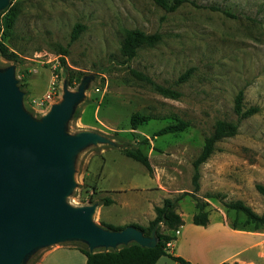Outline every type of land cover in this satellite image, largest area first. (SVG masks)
Masks as SVG:
<instances>
[{
  "label": "rangeland",
  "instance_id": "1",
  "mask_svg": "<svg viewBox=\"0 0 264 264\" xmlns=\"http://www.w3.org/2000/svg\"><path fill=\"white\" fill-rule=\"evenodd\" d=\"M10 1L9 6H17L19 14L11 28L9 13L0 16V40L20 60L13 62L0 55V69L16 67L25 108L40 119L47 112L35 107L32 100L45 95L53 82L63 93L67 79L58 51L65 47L69 51L67 67L93 77L68 123V132L94 131L116 144L91 146L77 155V187L68 203L89 205L95 190L96 201L112 200V204L103 205L104 223L123 227L134 223L147 226L153 207L162 206L167 198L177 200L176 212L185 224L178 243L172 244L177 251L192 255L199 256L202 246L224 254L255 241L230 232L226 223L264 239V224L247 223L243 212L227 206L242 202L257 215H264V196L256 188L264 186V0H195L203 7L230 10L236 19L189 4L167 12L151 0ZM77 24L85 29L71 42ZM134 29L160 33L162 39L154 48L140 49L128 61L120 47L124 32ZM132 69L178 91L180 98L155 92L150 84L135 78ZM187 72L191 73L189 79L179 83ZM78 86L76 82L69 89L76 91ZM240 92L245 110L258 109L244 119L235 111ZM61 100L62 95L56 103ZM135 113L147 118L133 131L131 117ZM180 120L189 122V128L155 136L164 126ZM218 120L239 123V131L216 145L200 168V188L195 190L193 163ZM145 138L149 145L141 144ZM138 147L150 160L151 174L123 152ZM197 203L206 206L212 220L208 235L193 223ZM100 213L98 207L94 221L99 225L103 223ZM161 229L169 232L163 225ZM62 245L85 246L78 242ZM51 248L38 251L25 264H36ZM63 249L62 262L86 264L78 250Z\"/></svg>",
  "mask_w": 264,
  "mask_h": 264
},
{
  "label": "water",
  "instance_id": "2",
  "mask_svg": "<svg viewBox=\"0 0 264 264\" xmlns=\"http://www.w3.org/2000/svg\"><path fill=\"white\" fill-rule=\"evenodd\" d=\"M10 3L0 0V13ZM92 79L85 76L76 91L67 80L62 100L37 119L24 106L16 67L0 69V264H25L38 251L68 242L91 252L157 245L155 229L151 237L133 226L112 231L94 221L98 203L67 201L77 187V155L99 144L116 146L98 132L67 130Z\"/></svg>",
  "mask_w": 264,
  "mask_h": 264
},
{
  "label": "trees",
  "instance_id": "3",
  "mask_svg": "<svg viewBox=\"0 0 264 264\" xmlns=\"http://www.w3.org/2000/svg\"><path fill=\"white\" fill-rule=\"evenodd\" d=\"M154 4L161 7L167 12H174L181 8L182 6L189 4L196 8H208L212 11H218L223 13L226 17L236 19L237 15L232 13L230 10L222 9L217 6L203 7L197 4L195 0H151ZM9 13L8 18V27L11 28L19 14V10L17 6H8L5 10L0 13V16L4 13ZM85 29L84 25L77 24L75 25L72 35L71 42L77 40L80 34ZM162 39V35L160 33L147 34L139 29L134 30H126L124 32V38L121 43L120 53L121 55L128 61H131L135 58L142 48H154L156 47ZM58 54L61 55V64L65 68V77L68 80V86H72L74 83L80 84L82 79L84 78V74L81 71H74L69 69L66 64L67 55L69 51L65 47H60ZM0 55L4 58L18 62L19 56L10 51L9 47L0 40ZM132 75L148 84H150L155 92L161 94L162 96L178 99L181 96V93L178 91L164 87L162 85L157 84L147 75L136 71L134 69L131 70ZM190 72L184 74L179 83L185 82L190 77ZM19 81V80H18ZM20 89L23 91V86L19 81ZM24 92V91H23ZM235 111L240 116L241 119L248 118L254 115L258 109L256 107H252L250 109H244L243 106V92H240L235 100ZM76 115V112L74 116ZM147 117L142 116L140 113H135L131 117V129L133 131L137 130L141 123ZM190 126L189 122L180 120L177 123H172L164 126L160 129L155 136H163L167 134L180 133L188 129ZM239 131V123H232L226 120H218L215 124L214 131L211 135L205 138V144L201 151L199 157L194 161V176H193V184L195 190H199L200 188V179H201V166L206 163L212 154L215 152L216 145L226 139L234 137L238 134ZM136 134V133H133ZM142 145H149L148 139H143L141 141ZM124 154L140 163L144 167L147 168L148 172L151 174L153 172V167L151 166L150 160L145 153V151L140 147L135 149H123ZM258 192L264 196V186L257 185L256 186ZM96 194L94 190L91 197L88 200L89 204L98 203L99 205H110L112 204V200L109 198H104L100 201H96L93 195ZM228 208L234 209L237 212H243L247 217V223H254L256 227L260 224H264V215H257L250 207L246 206L242 202H236L233 204L227 205ZM198 212L193 216V223L197 226H206L209 223V214L205 211L206 206L202 203H197ZM177 209V200H173L167 198L163 201L162 206L155 207V218L150 221L147 226H142L139 224H131L125 225L123 227H117L107 223H101L100 225L106 229L112 231H121L128 226H133L140 231L143 232L145 236L151 237L152 233L155 229V235L157 238V245L154 248H144L137 243H131L128 246H123L118 250H99L95 252H91L88 247L85 245L84 247L78 246L77 249L86 257V264H157L158 261L162 257H169L172 260L179 262L181 264H190V262L185 259L177 256H173L169 253V244H172L173 241L176 240V236L172 234V232L178 231L181 226L184 225V221L182 217L176 212ZM161 225H163L167 231L163 232L161 229ZM229 264V263H223ZM236 264V263H235Z\"/></svg>",
  "mask_w": 264,
  "mask_h": 264
},
{
  "label": "crops",
  "instance_id": "4",
  "mask_svg": "<svg viewBox=\"0 0 264 264\" xmlns=\"http://www.w3.org/2000/svg\"><path fill=\"white\" fill-rule=\"evenodd\" d=\"M100 209V218L103 220V205L99 206ZM154 207L152 208V213L150 217L148 218V223L150 221L154 220L156 214L154 213ZM183 221L184 218L182 217ZM193 219V218H192ZM110 224V223H108ZM136 224V223H134ZM185 224V222H184ZM112 225V224H111ZM142 225L143 224H140ZM212 226V220L209 219V223L206 226H199L201 228V231L203 234L208 235L211 232V227ZM225 228L229 230L230 232L234 234H239V235H244V236H250L254 238V242L244 246L241 249L238 250H231L228 251L224 254L219 253L218 251H214L211 248L202 246L201 249H199L200 254L198 255H192L187 252H182V251H177L175 248V244L170 245V250L169 253L172 254L173 256L181 257L185 259L186 261L190 262V264H223V263H229V264H264V239H262V236L259 234H248L242 231L235 230V228H231L227 223L224 224ZM179 228V234H176L175 232H172L176 236L177 243L179 241V237L183 235V231L181 228ZM202 245V244H200ZM63 248H68V249H77V247H69V246H63V245H58L56 247H53L46 252H44L38 262L36 264H66L60 260V257L62 254H65L63 251ZM67 250V249H66ZM79 251V250H78ZM80 252V251H79ZM81 253V252H80ZM82 254V253H81ZM83 255V254H82ZM84 256V255H83ZM85 257V256H84ZM86 260V257H85ZM157 264H181L179 262H176L172 260L171 258L165 256L162 257Z\"/></svg>",
  "mask_w": 264,
  "mask_h": 264
},
{
  "label": "built area",
  "instance_id": "5",
  "mask_svg": "<svg viewBox=\"0 0 264 264\" xmlns=\"http://www.w3.org/2000/svg\"><path fill=\"white\" fill-rule=\"evenodd\" d=\"M61 93V89L55 84V82H53L49 91L42 97L33 99L32 104L35 107L40 108L41 110H45L47 112L51 108V106L55 104L61 97ZM176 234L178 235L179 231H176ZM170 245L171 244H169V246Z\"/></svg>",
  "mask_w": 264,
  "mask_h": 264
}]
</instances>
